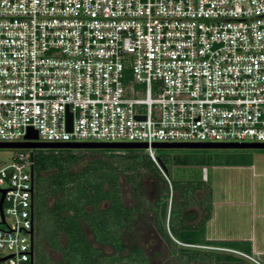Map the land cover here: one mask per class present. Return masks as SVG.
<instances>
[{
  "label": "built area",
  "instance_id": "1",
  "mask_svg": "<svg viewBox=\"0 0 264 264\" xmlns=\"http://www.w3.org/2000/svg\"><path fill=\"white\" fill-rule=\"evenodd\" d=\"M23 142L157 166L155 143H264V0H0V143ZM0 148V264H34L37 149Z\"/></svg>",
  "mask_w": 264,
  "mask_h": 264
},
{
  "label": "trees",
  "instance_id": "2",
  "mask_svg": "<svg viewBox=\"0 0 264 264\" xmlns=\"http://www.w3.org/2000/svg\"><path fill=\"white\" fill-rule=\"evenodd\" d=\"M73 151L76 149L34 151V264H51L47 249L61 255V260L55 264H102L104 257L88 239L86 229L97 245L112 248V255L107 257L110 264H118L119 260H126L129 264H148L139 247L124 254L126 247L122 241L127 226L145 203L153 211L154 228L172 245L175 241L188 245L214 244L250 254L249 245L240 247L231 242L205 240V223L211 213V189L203 180H171L170 189L175 196L169 197V180L144 149H79V152L100 156L91 159L79 171L73 168L81 155ZM157 157L167 165L162 155ZM144 172L159 181L157 195L153 200L144 198L129 207L124 202L119 175H125L129 186L136 192L142 189L140 176ZM191 206L201 210L196 224L185 221L189 216L187 209ZM198 253L194 252L190 259H197ZM215 257L217 260L237 259L228 254Z\"/></svg>",
  "mask_w": 264,
  "mask_h": 264
},
{
  "label": "rangeland",
  "instance_id": "3",
  "mask_svg": "<svg viewBox=\"0 0 264 264\" xmlns=\"http://www.w3.org/2000/svg\"><path fill=\"white\" fill-rule=\"evenodd\" d=\"M14 149L0 148V161H5L15 153ZM76 155H81L78 163L74 166L75 171L83 169L84 166L93 158H98L97 154H87L79 151H73ZM82 153V154H81ZM156 155H162L167 162L165 165L168 169V186L171 188L170 182L182 180H201L203 175H208L211 180L213 177V168L218 165H245L253 164L257 172H264V148H191V149H156ZM105 159V157L103 158ZM168 160V161H167ZM142 189L134 192L127 182L125 175L120 174V188L127 206H132L144 198L153 200L159 190V181L149 172L141 174ZM198 196H201L198 192ZM175 196L173 191L169 192V197ZM201 210L196 206L187 209L188 218L186 223L196 224L200 220ZM156 223L152 209L148 203L142 206L140 212L136 213L133 221L127 226L122 241L125 244V252L134 247H139L148 259V264H256L259 263L256 258L249 255H237L232 252L222 251L219 246L211 245H188L175 241L172 245L168 240L162 238L154 228ZM167 229V222H165ZM88 239L92 244L100 250L104 257L102 264H110L108 260L113 250L110 246L97 245L85 230ZM169 237L172 239L170 234ZM174 240V239H172ZM231 246V245H230ZM243 247L242 245H238ZM236 248V245H234ZM222 248V247H221ZM183 250H191V252H183ZM194 252H199L197 259H190ZM211 256H208L210 255ZM225 254L231 255L236 260H217L215 255ZM47 257L51 264H55L61 260L59 253L51 252L47 249ZM108 257V258H107ZM190 259V260H189ZM130 262V261H129ZM118 264H129L126 260H119Z\"/></svg>",
  "mask_w": 264,
  "mask_h": 264
},
{
  "label": "crops",
  "instance_id": "4",
  "mask_svg": "<svg viewBox=\"0 0 264 264\" xmlns=\"http://www.w3.org/2000/svg\"><path fill=\"white\" fill-rule=\"evenodd\" d=\"M213 169L211 180L208 175L201 179L211 189L205 240L249 245V256L258 260L256 264H264V172H257L253 164L218 165ZM220 249L246 256L239 249Z\"/></svg>",
  "mask_w": 264,
  "mask_h": 264
},
{
  "label": "water",
  "instance_id": "5",
  "mask_svg": "<svg viewBox=\"0 0 264 264\" xmlns=\"http://www.w3.org/2000/svg\"><path fill=\"white\" fill-rule=\"evenodd\" d=\"M27 139H37V133L30 130ZM0 147H25L33 149H146V143H0ZM151 147L155 149H191V148H264V143H155ZM157 163L163 176L168 180V169L162 160L157 157ZM33 258V255H32Z\"/></svg>",
  "mask_w": 264,
  "mask_h": 264
}]
</instances>
